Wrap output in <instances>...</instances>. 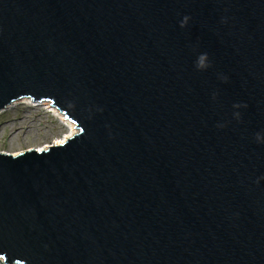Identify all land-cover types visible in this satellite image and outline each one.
Here are the masks:
<instances>
[{"label": "water", "instance_id": "1", "mask_svg": "<svg viewBox=\"0 0 264 264\" xmlns=\"http://www.w3.org/2000/svg\"><path fill=\"white\" fill-rule=\"evenodd\" d=\"M0 264H264V0H0Z\"/></svg>", "mask_w": 264, "mask_h": 264}, {"label": "rangeland", "instance_id": "2", "mask_svg": "<svg viewBox=\"0 0 264 264\" xmlns=\"http://www.w3.org/2000/svg\"><path fill=\"white\" fill-rule=\"evenodd\" d=\"M68 132L59 119L41 106L28 107L18 102L0 112V152L17 154L39 149Z\"/></svg>", "mask_w": 264, "mask_h": 264}, {"label": "bare ground", "instance_id": "3", "mask_svg": "<svg viewBox=\"0 0 264 264\" xmlns=\"http://www.w3.org/2000/svg\"><path fill=\"white\" fill-rule=\"evenodd\" d=\"M18 102L23 103V104H26L28 107H29V106H32V107L41 106V107H43L44 109H46L47 112H51V113H52L57 119H59V120L61 121V123H62L65 127H67V129H68L69 132L66 133V134H64L63 137L58 138V139H55L51 145H60V144H63L64 142H66V138H67V137L70 138V137L73 136L75 133H77V132H75V131H76V127H75L74 123H72L71 121H69L68 119H66V118L64 117V115L61 114V113L58 111L57 108H55L54 106H50V103H48V102H43V103H40V104H35V103L31 102V101H28V99H22V100H19V101H17V102L12 103V104L9 105L7 108H9V107L12 106V105H15V104L18 103ZM7 108H6V109H7ZM77 131H78V130H77ZM51 145H47V146H51ZM44 147H46V145H43L42 148L39 147V149H37V150H42ZM47 148H48V147H46V148H44V149H47ZM35 149H36V148H35Z\"/></svg>", "mask_w": 264, "mask_h": 264}]
</instances>
